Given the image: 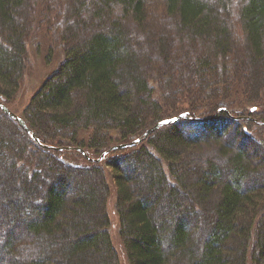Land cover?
<instances>
[{
	"label": "trees",
	"instance_id": "16d2710c",
	"mask_svg": "<svg viewBox=\"0 0 264 264\" xmlns=\"http://www.w3.org/2000/svg\"><path fill=\"white\" fill-rule=\"evenodd\" d=\"M157 1L167 27L148 24L152 0H0V103L10 110L43 8L63 19L64 59L19 116L43 145L101 156L183 111L264 106V0L235 15L225 0ZM205 125L91 163L41 148L0 109V264H119L109 184L128 264H264V139L224 113Z\"/></svg>",
	"mask_w": 264,
	"mask_h": 264
},
{
	"label": "rangeland",
	"instance_id": "374dc122",
	"mask_svg": "<svg viewBox=\"0 0 264 264\" xmlns=\"http://www.w3.org/2000/svg\"><path fill=\"white\" fill-rule=\"evenodd\" d=\"M227 9L231 10L233 15L237 14L238 6L241 4L240 0H225ZM58 9V7H57ZM57 9L54 16H58ZM45 9H36V15L35 19L32 20L29 26L30 28L28 31V36L26 38V44L25 49L27 51V62L24 65V74L22 81L20 82V86L18 87L16 91V95L13 98V101H11L10 110L13 114L16 116H21L22 112L29 102L32 95L38 90L40 85L47 79L60 65V63L64 59V45L61 42L60 36H64V29L61 30L63 27L62 20H58L57 22L50 21V16L48 14H41L40 11ZM51 16V17H54ZM147 21L150 25H169L168 19L165 18L164 12L161 9V4L157 0H152V2L148 3V12H147ZM165 27V28H166ZM58 29V30H57ZM149 29V27H147ZM61 30V31H60ZM235 32L236 34L240 35L241 30L238 26H235ZM186 104L183 103L182 110H184ZM245 106V107H244ZM245 108L246 110H243ZM237 109L239 111L242 110V114L240 115H255V114H261V112L264 113V106L259 105H250L246 102L242 103V106H238ZM186 111L181 112V114H185ZM179 114V115H181ZM178 115V116H179ZM222 114L218 115H212L209 117H204L203 120H205V123H202L203 127H207L208 125H205L206 123H210V121L214 118H220ZM231 116V115H230ZM247 116H240L235 121L240 122V128L241 130H244L246 133V129L249 131V134L255 135L259 139H264V122H260L259 119L255 118H249ZM176 117H170L168 119ZM247 117V118H246ZM263 121H264V116ZM261 118V117H260ZM234 119V118H232ZM258 120V121H257ZM235 130V127H231L229 132L233 133ZM82 139L87 138V133L81 134ZM213 140V139H211ZM215 141V140H213ZM236 141V140H235ZM233 140V144H236ZM213 143V142H211ZM211 143H203L201 146H211L209 144ZM247 147V145H246ZM122 150V149H121ZM86 151V150H85ZM123 151V150H122ZM122 151L117 150V154L123 153ZM207 151V150H206ZM71 152V151H70ZM106 152V151H105ZM189 152V151H188ZM214 151L210 150L208 152L209 155H217V153H213ZM87 156L89 157L90 161L87 160L86 162H93L92 160H96L95 163H101L102 161L99 160L98 155L91 153L88 154L86 151ZM73 156H77L76 153H72ZM112 155V152H108L104 157L110 158ZM102 156V155H101ZM218 158V157H216ZM86 160V159H85ZM225 168V167H224ZM223 168V169H224ZM219 170L222 169V167L218 168ZM226 169V168H225ZM222 173V172H221ZM0 174H3L2 171H0ZM202 175L205 174V172L201 173ZM210 179V176H208ZM226 179V181L229 183L230 181ZM248 185V184H247ZM116 197H115V189L113 184H109V191H108V197L106 198V212L109 218V234L110 238L112 240L113 247L118 255L119 264H128L123 247L119 241L118 237V217L116 214ZM10 234H14L13 232H10Z\"/></svg>",
	"mask_w": 264,
	"mask_h": 264
},
{
	"label": "water",
	"instance_id": "95a60500",
	"mask_svg": "<svg viewBox=\"0 0 264 264\" xmlns=\"http://www.w3.org/2000/svg\"><path fill=\"white\" fill-rule=\"evenodd\" d=\"M0 109L7 117H9L10 119L17 122L25 132L29 133L31 135V139L35 142L36 145L40 146L41 148L53 150V151H64V150L65 151H71V150H74V151L79 152L83 156L84 159L90 161L89 157L87 156V154L82 149L70 148V147L55 148V147L46 146V145L41 144L40 141L34 136V134H32L30 132V130L26 127L25 123L19 117H17L15 114H13L6 106L2 105L1 103H0ZM222 112L228 114V111L224 108L219 109L217 114L220 115ZM182 119L188 120L191 122H206L205 120L200 119V118H191L187 114H181V115L176 116V117L171 118V119L162 120V121L158 122L157 124H155L153 127L146 130L140 138H138L132 142L126 143V144H121V145L110 147L109 150H107L104 154H102V156H100L99 160L101 161L108 152H113V151H117V150H121V149L134 147V146L140 144L142 141H145L146 138H148L150 135H152L158 129L165 127V126H170V125L176 124L177 122H179ZM214 119H212V120H214ZM207 121H211V120H207ZM92 161L95 162L94 160H92Z\"/></svg>",
	"mask_w": 264,
	"mask_h": 264
}]
</instances>
